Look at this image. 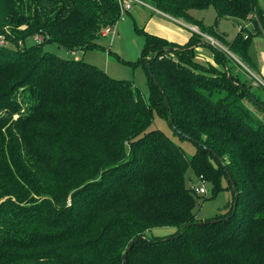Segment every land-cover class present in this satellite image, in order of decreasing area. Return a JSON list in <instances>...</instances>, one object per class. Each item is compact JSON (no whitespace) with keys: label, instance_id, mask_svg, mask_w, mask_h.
Here are the masks:
<instances>
[{"label":"trees","instance_id":"obj_1","mask_svg":"<svg viewBox=\"0 0 264 264\" xmlns=\"http://www.w3.org/2000/svg\"><path fill=\"white\" fill-rule=\"evenodd\" d=\"M143 1L255 68L260 0ZM210 7L217 17L207 26L193 12ZM121 18L118 0H0V264H264L262 91L194 31L181 45L136 27L145 44L133 63L148 74V96L132 80L45 49L103 48L99 39ZM223 18L253 30L227 40ZM200 45L215 63L198 58ZM155 115L197 141L192 156L151 128ZM189 169L214 195L232 192L226 212L197 217ZM162 225L177 229L147 236Z\"/></svg>","mask_w":264,"mask_h":264},{"label":"rangeland","instance_id":"obj_2","mask_svg":"<svg viewBox=\"0 0 264 264\" xmlns=\"http://www.w3.org/2000/svg\"><path fill=\"white\" fill-rule=\"evenodd\" d=\"M260 2L264 5V0H260ZM139 5L140 4H134L133 9L142 6ZM133 9L131 11L132 13H133ZM193 13L197 18L202 19L205 25L207 26L213 25L217 17V12L214 7H210L205 10H195ZM186 22L187 21H185V23ZM244 25L245 26L243 27H239L238 23H236L234 19L223 18L218 21L217 28L220 31V33H222L226 37L227 40H232L242 29L253 30V26L251 25V23L247 22ZM137 26L139 28L143 27L139 23L135 15H131L127 12L124 15V17L121 18V20L118 22L116 30H114V33L111 32V34L108 37H102L99 39V43L103 46V48L86 49L84 51L80 50V54H79L77 53V50H69L59 46L57 43L51 42V43H46L45 49L47 51L56 53L64 58L84 59L87 62L94 63L98 67L104 69L110 76L114 78L132 80L137 86H139L144 96H148L149 93L148 74L142 65H138V64L136 65L133 63L137 61L141 56L145 44V37L143 34L137 31L136 29ZM187 26L190 27L191 29H193L194 27L196 29L199 28L201 30V28L198 25L190 24V22H187ZM33 40H34L33 38L29 39L27 41V44L29 45L33 43L34 42ZM216 40L220 42L224 47H226V49L232 52L225 43H223L221 40L217 38ZM206 49L210 51L209 47H206ZM232 53L243 63L250 66L234 52ZM233 59H234L233 61L234 66H236L234 68H236L237 70L235 72L240 74V78L242 80L256 87L253 84V80L248 75L244 66L235 58ZM251 68L256 70L253 67ZM259 90L261 91V89ZM151 128H160L163 131H165L177 143L182 145L188 156H192L195 153L196 147L193 144V142L188 139H181L178 135H174V130L169 125V123L165 119L160 118L158 115H155V120ZM187 176L193 179L194 186H199L201 184L200 179L194 175L192 169L188 170ZM206 187L208 190V194L203 196L199 195L200 197L199 202L194 210L197 217L203 220L211 217H215L218 214H223L224 212H226L228 210L227 206L229 205V202L232 200L233 197L232 192L230 190H223L218 192L216 195H214L211 184L207 182ZM176 229H177L176 227H170V226H163V225L155 226L151 228L149 231H147V236L148 237L168 236L173 234L176 231Z\"/></svg>","mask_w":264,"mask_h":264},{"label":"crops","instance_id":"obj_3","mask_svg":"<svg viewBox=\"0 0 264 264\" xmlns=\"http://www.w3.org/2000/svg\"><path fill=\"white\" fill-rule=\"evenodd\" d=\"M133 8L134 7H132L128 13L135 15L139 23L149 33L181 45L187 43L191 39L193 30L187 26V22L185 23V21L181 19L179 21V19H175L162 11H152L144 6L136 7V9ZM132 9L133 13L131 12ZM197 54L200 60L215 63L213 54L208 51L204 45L198 46ZM250 55L255 63V69L264 78V33H260L254 37L250 48ZM259 115L264 116V113H259Z\"/></svg>","mask_w":264,"mask_h":264},{"label":"built area","instance_id":"obj_4","mask_svg":"<svg viewBox=\"0 0 264 264\" xmlns=\"http://www.w3.org/2000/svg\"><path fill=\"white\" fill-rule=\"evenodd\" d=\"M122 12V18L124 15L134 6V4H140L144 7H147L151 10L161 12L155 8H153L151 5H149L147 2L143 0H118ZM194 32H197L200 34L204 39H206L208 42H210L212 45L219 47L223 50H225L231 57L235 58L237 61H239L247 71L248 75L252 78L253 84L258 88L261 89L263 96H264V78L254 69H252L250 66L243 63L240 59H238L232 52H230L226 47H224L220 42H218L214 37L211 35H208L204 32H202L199 28L196 29L193 27L192 29ZM114 33V32H113ZM38 38V37H37ZM3 39V36L0 34V40ZM201 184L199 186H194L197 193L200 195H207L208 190L206 187V181L203 179V177L200 178Z\"/></svg>","mask_w":264,"mask_h":264},{"label":"water","instance_id":"obj_5","mask_svg":"<svg viewBox=\"0 0 264 264\" xmlns=\"http://www.w3.org/2000/svg\"><path fill=\"white\" fill-rule=\"evenodd\" d=\"M147 66H148V70H149V73L151 75V77L155 80V75L153 73V70L151 68V65L149 64V62L147 61ZM263 108H264V105H261ZM170 122L172 123L173 125V119L171 118L170 119ZM180 133L184 134L182 131H179ZM185 137H187L189 140L193 141V142H197L195 139L191 138L190 136H188L187 134H184ZM218 158L219 156L217 154H215ZM238 195L236 194V200L234 202V209H233V214L235 213L236 211V208H237V204H238ZM229 218V217H227ZM214 222V221H213ZM144 236H140L139 238H143ZM177 236H174V237H170V238H176ZM139 238H137L136 240H138ZM134 242L131 244V246L128 248V250L133 246ZM125 258H126V255H125Z\"/></svg>","mask_w":264,"mask_h":264}]
</instances>
